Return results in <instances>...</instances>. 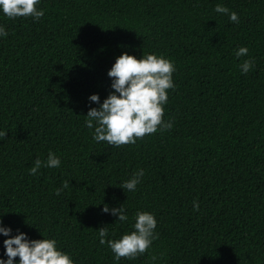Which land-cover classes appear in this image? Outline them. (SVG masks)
I'll use <instances>...</instances> for the list:
<instances>
[{
  "label": "trees",
  "instance_id": "obj_1",
  "mask_svg": "<svg viewBox=\"0 0 264 264\" xmlns=\"http://www.w3.org/2000/svg\"><path fill=\"white\" fill-rule=\"evenodd\" d=\"M37 8L38 21L0 12L8 33L0 36V227L11 229L0 235V259L3 241L23 233L54 239L73 264H264V0H40ZM240 47L248 54L237 58ZM122 53L173 62L163 117L173 127L115 147L94 141L85 121L99 107L89 97L102 104L113 91L107 73ZM248 59L254 66L243 74ZM49 151L60 166L30 175ZM140 169L136 190L121 189ZM120 206L125 222L111 214ZM138 211L154 215L158 238L116 261L97 230L119 239Z\"/></svg>",
  "mask_w": 264,
  "mask_h": 264
},
{
  "label": "clouds",
  "instance_id": "obj_2",
  "mask_svg": "<svg viewBox=\"0 0 264 264\" xmlns=\"http://www.w3.org/2000/svg\"><path fill=\"white\" fill-rule=\"evenodd\" d=\"M40 0H0V12L7 18H27L40 20L45 12L37 8ZM214 11L225 14L233 23L239 22L238 14L227 7L217 4ZM8 33L0 26V36ZM248 54L247 47H240L235 51L237 58ZM254 66V60H244L238 67L243 74H247ZM175 67L172 61L155 54H143L140 59L135 56L122 53L115 59V63L108 71L111 79V91L107 98L100 103L98 95H91L89 101L99 104L98 108H90L87 113L85 126L94 129L92 139L106 142L109 146L120 147L134 145L138 139L146 135L155 134L157 131L171 130V121H165L164 105L168 101V90L174 89L172 74ZM95 122V123H94ZM6 131H0V140L5 139ZM60 159L55 153L49 151L47 159L42 161L37 158L29 169L30 175H35L41 167L58 168ZM144 171L140 169L133 173L131 178L121 184L123 190L134 192L143 177ZM69 187V182L64 181L62 187L55 194ZM193 210H199V203L193 201ZM109 213L110 209L105 205L102 209ZM125 209H111V214L118 217V221L128 220L124 214ZM133 231L122 235L119 239H108L107 227L98 231L101 245L107 243L114 254L116 261L121 258L135 259L144 254L151 246L153 240L158 238L154 234L156 220L149 212H136ZM11 229L0 227V235L10 236ZM54 239L29 240L25 234L20 233L3 241L4 255L7 260L0 259V264H14V258H19V264H73L72 259L66 253L56 247ZM156 259L155 256L152 257Z\"/></svg>",
  "mask_w": 264,
  "mask_h": 264
}]
</instances>
